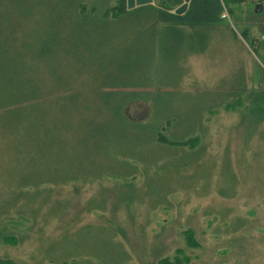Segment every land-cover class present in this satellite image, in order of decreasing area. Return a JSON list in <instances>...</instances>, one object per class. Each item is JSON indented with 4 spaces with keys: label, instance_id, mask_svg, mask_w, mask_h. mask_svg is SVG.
Here are the masks:
<instances>
[{
    "label": "rangeland",
    "instance_id": "rangeland-1",
    "mask_svg": "<svg viewBox=\"0 0 264 264\" xmlns=\"http://www.w3.org/2000/svg\"><path fill=\"white\" fill-rule=\"evenodd\" d=\"M258 1L228 0V16L209 28L203 47L187 51L178 45L172 77L168 71L167 77H155L174 79L175 86L151 83L142 91L149 103L128 107L131 116L147 118L150 106L151 120L165 114L177 125L187 122L198 141L179 153L140 146L136 168L118 170L100 155L94 159L102 168L79 167L78 149L68 144L64 150L65 135H56V151L48 148L57 123L48 117L35 126L7 113L2 100L0 258L16 264H156L176 254L185 258L182 264H264V0L256 10ZM118 3L0 0V43L23 44L27 50L13 56L39 59L28 61V71L42 100L83 92L96 109L88 116L99 117L93 93L101 71L78 60L86 55L78 50L103 41L99 29L105 27L93 23H111L99 14ZM82 23L92 27L87 38L79 37L85 33ZM115 23L146 22L127 15ZM32 28L38 33L34 40L51 42L48 53L34 55ZM128 51L129 63L141 56ZM124 77L145 79L133 69ZM53 120L68 117L56 110Z\"/></svg>",
    "mask_w": 264,
    "mask_h": 264
},
{
    "label": "trees",
    "instance_id": "trees-1",
    "mask_svg": "<svg viewBox=\"0 0 264 264\" xmlns=\"http://www.w3.org/2000/svg\"><path fill=\"white\" fill-rule=\"evenodd\" d=\"M182 1L161 0V5L145 3L126 9L125 0L123 2L119 0V3L113 6L110 11L107 10V6L100 12L99 15L106 22H111L93 23L95 26L102 24L105 27V30L99 29L100 36L104 38L103 41L92 42L88 46H84L85 49L78 50L80 55L86 54L79 56L78 60L91 61L92 70L101 71L97 77L99 88L93 93V102L98 105L99 117L88 116L90 110L93 113L96 109L91 108L92 101L82 98L84 97L83 92L62 91L57 96L51 97V101L48 103L42 100V94L32 83L28 71V61L39 59L27 58V55L26 59L18 57V55L17 57L13 56V51H26L27 46L24 49L23 44L13 45L10 42H7V45L0 43V102L2 100L5 103L8 102L7 113L26 117L32 120V124L35 126L48 117L49 122L57 123L58 127H54L52 133L54 135L47 143L48 148L50 147L51 151H56L59 133L61 136L65 135L64 150L66 151L68 144H72L73 148L78 149L74 162H77L79 167H83V163H85L86 167L116 164L118 170L125 166L136 168L138 160L135 157L140 146L145 149L149 146L164 149L174 147L175 152L178 149L184 150L186 145L193 147L197 143L198 137L195 136L196 134L188 132L187 122L177 125L174 119L165 114L161 115L160 120L159 116L151 120L150 106H148L150 115L147 118L131 116L127 111L128 107L138 100L149 103L148 94L143 95L145 93L142 91H149L151 83L157 87H161V85L168 88L172 85L175 86L174 79L170 82L167 80L155 82V77H167L165 71H168L169 77H172L170 68L174 62L176 47L183 45L187 51L201 49L204 45L203 42L207 39L209 28L215 25L218 20L223 19L221 0H189L183 12H175L174 9ZM231 1L240 2L241 0ZM224 2L229 12L228 0H224ZM94 10L91 11V15ZM86 15L85 13L81 16L85 17ZM127 15L142 17L146 23H115L126 19ZM82 24H85V33L79 37L87 38V30L91 26L88 23ZM128 26L133 28L130 34L128 28H125ZM119 27L122 31L114 30ZM109 29H112L111 33L108 32ZM34 31L35 29L32 28L31 39L38 34ZM126 34H129L126 36L127 39L124 38ZM137 37L139 38L138 42L134 41ZM32 44L34 55H44L48 53V46L51 47V42L48 43L45 40L33 39ZM128 49L141 56L133 57L132 62L129 63L127 61ZM131 69L145 78L143 82L126 80L124 76ZM21 76L24 77L20 78ZM101 80L103 81L100 82ZM161 82L165 83L160 84ZM142 83L148 84L140 85ZM136 95L139 97H135ZM29 109L34 112H28ZM56 110L63 116H67L68 120L58 122L53 120ZM72 115H76L75 120L70 117ZM98 155L107 161L104 164H101L102 162L98 164L95 160ZM191 235L192 233L189 232L187 237L192 242ZM183 260L185 258L175 254L172 257L159 258L156 264H182ZM0 264L16 263L11 258H0Z\"/></svg>",
    "mask_w": 264,
    "mask_h": 264
},
{
    "label": "water",
    "instance_id": "water-1",
    "mask_svg": "<svg viewBox=\"0 0 264 264\" xmlns=\"http://www.w3.org/2000/svg\"><path fill=\"white\" fill-rule=\"evenodd\" d=\"M152 0H126V5H127V8H132L134 6H137V5H141V4H145V3H151ZM188 2L189 0H183L182 3H180L175 9L174 11L177 12V13H181L183 12L187 5H188ZM261 7V4L260 3H257L255 5V9L258 10L260 9Z\"/></svg>",
    "mask_w": 264,
    "mask_h": 264
},
{
    "label": "built area",
    "instance_id": "built-area-1",
    "mask_svg": "<svg viewBox=\"0 0 264 264\" xmlns=\"http://www.w3.org/2000/svg\"><path fill=\"white\" fill-rule=\"evenodd\" d=\"M221 2V4H222V8H223V11H222V13H221V16L222 17H224V16H228V10H227V6H226V4H225V2H224V0H221L220 1Z\"/></svg>",
    "mask_w": 264,
    "mask_h": 264
},
{
    "label": "crops",
    "instance_id": "crops-1",
    "mask_svg": "<svg viewBox=\"0 0 264 264\" xmlns=\"http://www.w3.org/2000/svg\"><path fill=\"white\" fill-rule=\"evenodd\" d=\"M257 3H260V4H261V0H260V1H258ZM257 3H256V4H257ZM256 4H255V5H256Z\"/></svg>",
    "mask_w": 264,
    "mask_h": 264
}]
</instances>
